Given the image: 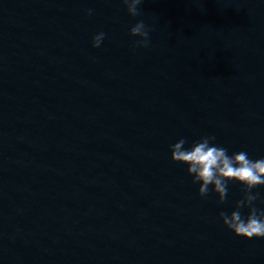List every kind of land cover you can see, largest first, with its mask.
Returning <instances> with one entry per match:
<instances>
[{
  "label": "water",
  "instance_id": "water-1",
  "mask_svg": "<svg viewBox=\"0 0 264 264\" xmlns=\"http://www.w3.org/2000/svg\"><path fill=\"white\" fill-rule=\"evenodd\" d=\"M139 11L0 0V264H264V238L219 219L242 185L201 198L170 151L214 136L264 158V0ZM141 20L149 45L133 50Z\"/></svg>",
  "mask_w": 264,
  "mask_h": 264
},
{
  "label": "clouds",
  "instance_id": "clouds-1",
  "mask_svg": "<svg viewBox=\"0 0 264 264\" xmlns=\"http://www.w3.org/2000/svg\"><path fill=\"white\" fill-rule=\"evenodd\" d=\"M130 17L140 15L139 5L143 0H121ZM92 10H88L91 15ZM129 35L138 37L134 42L136 47H148L149 31L141 20L131 27ZM105 34L100 32L92 39V47L99 48ZM214 136L202 137L190 147H185L187 141L181 138L170 147L171 161L187 167V174L192 183L199 184L198 195L205 198L209 190L218 196V203L223 204L228 195L229 183L242 185L243 197L236 203L235 210L229 215L221 211L219 219L223 226L237 238L252 239L264 238V210H258L255 202L259 193L254 189L264 187V158L251 159L246 151L228 154L225 147L215 144ZM248 209L245 217L241 210Z\"/></svg>",
  "mask_w": 264,
  "mask_h": 264
}]
</instances>
